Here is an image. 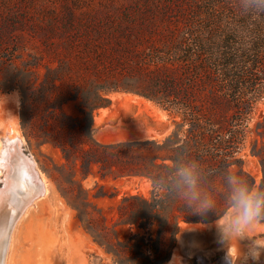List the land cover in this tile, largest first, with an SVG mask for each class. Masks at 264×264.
I'll return each mask as SVG.
<instances>
[{
  "label": "rangeland",
  "instance_id": "374dc122",
  "mask_svg": "<svg viewBox=\"0 0 264 264\" xmlns=\"http://www.w3.org/2000/svg\"><path fill=\"white\" fill-rule=\"evenodd\" d=\"M55 1L0 0V11L12 7L20 12L33 8H35L33 11H39L44 7H52ZM139 1L140 5L145 4V0H57L55 7L61 10L62 7L71 8L72 3H77L82 10L91 11L93 23L108 21V17L115 18L127 10L132 23L123 24V27L132 30L130 32L132 35H135L133 32H141V36L137 35L133 39L136 47L134 50L148 52L150 44L155 46L160 44L159 36L169 29H174L175 25L181 26L183 20L181 13L191 4V0H148L146 5L149 4L151 8L157 5L158 9L146 13L147 9L144 10V7L135 4ZM130 25L132 26L129 27ZM94 27L90 26L86 35L83 31L75 35L76 43L68 50L62 44L64 41L62 36L51 39L50 41L59 44L54 50L47 51L40 45L37 35L28 28L10 34L22 37V44L25 47L24 60L29 59L28 55L40 58L38 60L42 66L36 69L34 75H27V79L30 76L29 79L33 81H42L44 67L48 66L54 71L58 70L57 75L63 77L66 82L64 91L73 93V96L77 92L70 85L78 86L86 81V85L80 88L78 99L64 105L65 112L73 117H83L79 112L82 96L92 98V87L89 82L97 80L98 85H108L111 81L120 85L128 81H139L136 75L134 76L135 71H131L132 58L122 59V55L116 52L114 41L110 37L107 38L110 31L105 32L106 37L97 36ZM10 45L13 46L11 43ZM103 50L106 52H102ZM102 53L104 58L98 61ZM22 69L24 66L19 60L11 64L3 62L0 66V84L16 76L15 72ZM96 70H100V75H96ZM144 72L148 73L146 66L143 65L141 73ZM106 98L110 99L112 106L110 104L109 108L101 107L94 111L93 137L99 145L108 147L106 150L96 147L98 150L90 151L83 158L102 161L105 168L100 171V166L95 164H92L90 170L81 169L80 162L83 159L79 157L76 159L77 165L74 166L75 155L79 153L73 149H70L67 159L56 145L40 144L35 139V134L42 131H47L48 134L43 136L52 141L65 139V134L58 131V126L42 104L36 107L28 105L29 112L34 111L35 116L32 118V127L28 125L23 128L21 92L19 89L0 92V141L7 130L13 127L22 140L23 153L36 163V169L45 183V193L26 205L16 220L13 219L4 264H134L137 261H146V257L150 261H156L165 254L169 246V235L164 234L159 238V223L154 221L150 227L141 228L129 223L119 224L117 216V207L123 198L130 196H139L147 200L152 198L155 191L151 180L146 176L128 175V172L139 162L136 154L140 151L145 155H153L156 152L151 145L134 148L117 145L146 141L162 144L172 131L180 127L163 107L138 94L112 92ZM195 100L196 103L202 104L203 95L195 92ZM263 117L264 98L254 104L246 123L245 139L237 155L243 160L244 169L255 178L257 185L262 179V172L259 160L252 154V149L255 144L260 147L264 142L256 132L257 124L262 122ZM186 129L187 127H183V133ZM110 169L114 172L110 173ZM116 170L121 171L122 175L116 177L118 176ZM0 179L2 186V174ZM14 182V186L18 185L20 195L21 192L27 193L28 180L17 176ZM80 187L88 192L87 203ZM12 194L15 198L18 192ZM65 196L68 199L72 197V200L85 209L86 214L80 217ZM11 202L7 199L0 207L1 216L8 213L12 215L9 204ZM179 226L176 245L170 256V259L173 255L176 256L175 264H199L196 259L197 251L207 254L205 258L208 264H218L221 260L222 264L227 259L231 263L227 252L228 244L222 239L216 222L208 224L181 222ZM246 235L248 239L243 241L233 240V246L242 253L247 251L249 240L264 241V223L252 225ZM138 242L145 243L141 250L134 247ZM191 249H195L196 252H191ZM247 264H264V255H261L259 261L249 259Z\"/></svg>",
  "mask_w": 264,
  "mask_h": 264
},
{
  "label": "trees",
  "instance_id": "16d2710c",
  "mask_svg": "<svg viewBox=\"0 0 264 264\" xmlns=\"http://www.w3.org/2000/svg\"><path fill=\"white\" fill-rule=\"evenodd\" d=\"M44 7L39 11H18L15 7L0 11V66L3 62L14 63L19 60L24 69L17 70L16 76L0 84V92L19 89L22 96L21 121L23 128L32 127L34 111L29 112L28 105L36 107L42 104L49 112L59 132L65 134V139L52 141L44 138L47 131L35 134L40 144H54L61 149L65 158H69L70 149L78 152L76 159H81L92 150H106L108 146L99 145L94 137L93 113L101 107H109L110 99L106 96L112 92L135 93L155 102L163 107L180 129L172 131L162 144L156 141L126 142L117 145L128 148L138 146H152L153 155H145L140 151L136 163L128 175L150 177L157 170L166 169L175 154H187L202 162L212 174L215 182V198L217 200V213L209 211L205 216L193 215L183 207L182 202H167L154 192L152 198L147 200L139 196L123 198L118 205L119 224H134L141 228H148L154 221L159 223L158 235H169V246L156 261H137L134 264H165L170 259L172 250L176 245V236L180 230V223L189 224L213 223L225 211L222 198L224 186L221 177L231 172L247 179L254 186L264 188V142L258 147L255 144L252 154L260 164L262 179L257 185L255 178L243 167V160L238 158L239 148L245 139L247 121L254 104L264 98V19L251 21L254 24L253 40L250 47H245L242 40L235 33L237 25L247 24L248 18L241 17L235 7V0H191V4L182 15L181 26L175 25L161 37L160 44H150L149 51L134 50L135 36L141 32H133L123 27L131 24L130 13L124 10L115 18L108 17V21L93 23L91 11L82 10L77 3L73 7L56 8ZM146 13L158 9L157 5L150 7L145 4ZM153 4V3H152ZM140 10V8H139ZM93 23V24H92ZM100 25L98 28L94 26ZM93 26L97 36H104L109 32L116 46V52L122 59H131L134 76L141 81H128L118 85L110 81L108 85H98L97 80L91 81L92 98L82 96L79 112L83 117H73L64 110V105L77 100L80 88L85 83L70 85L77 93H67L63 87L64 78L45 66L43 80L33 81L30 76L42 66L36 55H28L24 60V45L22 37L10 35L14 31L28 28L40 40L45 50H54L57 42L50 41L62 36L63 46L68 50L76 43L74 37L83 31L88 34ZM130 25L129 27H131ZM139 31V30H138ZM107 32V33H105ZM41 36V37H40ZM103 40V39H102ZM10 43L13 45L11 46ZM102 52H106L103 50ZM104 53L98 61L104 58ZM118 63L120 61H117ZM146 66L148 73H141L142 66ZM61 63L59 64V67ZM62 69V68H59ZM100 75V70H96ZM21 76V78H20ZM133 76V77H134ZM20 78V79H19ZM38 82V83H37ZM195 92L203 95L202 104L196 103ZM54 94V95H53ZM30 103V104H29ZM183 127H187L183 133ZM257 135L264 139V117L257 124ZM97 147V148H96ZM158 160L161 162L159 163ZM165 161H169L166 163ZM92 164L99 165L104 170V163L100 160H81L80 167L90 170ZM99 171V172H100ZM114 171L110 169V173ZM119 177L122 172L116 170ZM102 176V173H100ZM86 176V175H85ZM84 176V177H85ZM114 177V179L116 178ZM88 202V192L80 187ZM66 197V196H65ZM67 198V197H66ZM70 205L82 217L85 209L72 197L67 198ZM145 243L138 242L134 247L142 249ZM112 252V251H109ZM171 260V259H170ZM169 263V262H168Z\"/></svg>",
  "mask_w": 264,
  "mask_h": 264
},
{
  "label": "clouds",
  "instance_id": "9594fccd",
  "mask_svg": "<svg viewBox=\"0 0 264 264\" xmlns=\"http://www.w3.org/2000/svg\"><path fill=\"white\" fill-rule=\"evenodd\" d=\"M235 7L248 23L237 25L235 33L245 47L253 40V20L264 19V0H235ZM213 174L202 162L187 154L177 153L166 169H160L150 177L154 191L161 200L182 202L183 207L193 215L205 216L216 211L215 182ZM224 186L222 198L225 211L219 215L216 226L222 239L228 244L231 264H247L249 259L259 261L264 255V241L249 240L247 251L233 255L232 241L248 239L247 230L254 224L264 223V188L251 185L242 176L227 173L220 178Z\"/></svg>",
  "mask_w": 264,
  "mask_h": 264
},
{
  "label": "bare ground",
  "instance_id": "6f19581e",
  "mask_svg": "<svg viewBox=\"0 0 264 264\" xmlns=\"http://www.w3.org/2000/svg\"><path fill=\"white\" fill-rule=\"evenodd\" d=\"M0 174L3 176L2 186H0V207L6 203L7 199L10 202L12 201L9 203L11 204L10 210L12 215H8L9 213L3 216L0 215V264H4L8 239L14 220L21 214L26 205L32 203L34 199L45 193V183L36 169V163L23 153L22 140L18 137L13 127L7 130L3 139L0 141ZM17 176L21 179L23 177V179L28 180L26 186L28 189L27 193L26 191L24 193L21 192L20 195L18 185L16 184L14 186V181H16ZM14 192H18L15 198L12 194ZM206 256L207 254L202 251L196 252V259L199 264H208L205 258ZM176 261V256L173 255L168 264H175ZM221 261L218 264H221ZM222 264L231 263L227 259Z\"/></svg>",
  "mask_w": 264,
  "mask_h": 264
},
{
  "label": "crops",
  "instance_id": "0c3cea01",
  "mask_svg": "<svg viewBox=\"0 0 264 264\" xmlns=\"http://www.w3.org/2000/svg\"><path fill=\"white\" fill-rule=\"evenodd\" d=\"M135 103H137V104H140V103H138V102H135ZM111 106H112V104H111ZM109 108V107H108ZM216 222V221H215ZM233 241H232V249H231V252L232 253H234V252H236L237 254H241L242 252H241V250L240 249H237V248H235V246H233ZM227 252H228V247H227ZM235 255V254H234Z\"/></svg>",
  "mask_w": 264,
  "mask_h": 264
},
{
  "label": "water",
  "instance_id": "95a60500",
  "mask_svg": "<svg viewBox=\"0 0 264 264\" xmlns=\"http://www.w3.org/2000/svg\"><path fill=\"white\" fill-rule=\"evenodd\" d=\"M191 252H196V250L195 249H193V250L191 249ZM1 262H2V259H1Z\"/></svg>",
  "mask_w": 264,
  "mask_h": 264
}]
</instances>
